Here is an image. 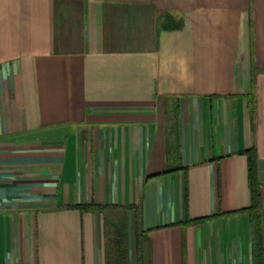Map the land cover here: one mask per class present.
<instances>
[{
    "label": "crops",
    "instance_id": "crops-1",
    "mask_svg": "<svg viewBox=\"0 0 264 264\" xmlns=\"http://www.w3.org/2000/svg\"><path fill=\"white\" fill-rule=\"evenodd\" d=\"M0 264H264V0H0Z\"/></svg>",
    "mask_w": 264,
    "mask_h": 264
},
{
    "label": "trees",
    "instance_id": "trees-1",
    "mask_svg": "<svg viewBox=\"0 0 264 264\" xmlns=\"http://www.w3.org/2000/svg\"><path fill=\"white\" fill-rule=\"evenodd\" d=\"M249 180L250 185L253 191V206L256 207L259 197V188H258V180H257V170H256V160L253 152H249Z\"/></svg>",
    "mask_w": 264,
    "mask_h": 264
}]
</instances>
